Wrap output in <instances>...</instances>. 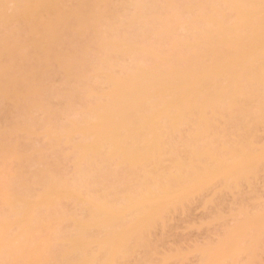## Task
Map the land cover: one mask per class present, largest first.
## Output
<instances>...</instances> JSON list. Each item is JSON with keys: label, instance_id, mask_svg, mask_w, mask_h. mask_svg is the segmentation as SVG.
<instances>
[{"label": "bare ground", "instance_id": "bare-ground-1", "mask_svg": "<svg viewBox=\"0 0 264 264\" xmlns=\"http://www.w3.org/2000/svg\"><path fill=\"white\" fill-rule=\"evenodd\" d=\"M260 177L264 0H0V264H175L232 199L197 263L251 264Z\"/></svg>", "mask_w": 264, "mask_h": 264}, {"label": "rangeland", "instance_id": "rangeland-1", "mask_svg": "<svg viewBox=\"0 0 264 264\" xmlns=\"http://www.w3.org/2000/svg\"><path fill=\"white\" fill-rule=\"evenodd\" d=\"M260 180H262L261 177H260ZM263 181L264 180H262L261 182H263ZM258 186H259V184H258ZM259 189L261 190V192H263V193L257 192L260 195H262V196H260L258 194L259 195L258 197H260L259 202H261V203L263 202V205H264V191H263L264 185H263V188L261 185V187ZM257 191H259L258 188H257ZM232 197H233V195L231 196V194H229V193L226 194V198H229V201H228V199H226L228 203L230 202V198H232ZM195 199H197V198H195ZM232 200H231L230 204L233 202ZM196 203H195V200H192V203L191 202L190 203L185 202L184 203L185 207H186V210H184L185 212L177 214L178 217H176V214H174L173 217L167 222L168 226L162 228L160 225H159L160 227L157 225V227H159L160 231L156 227L155 230L152 231V234L148 235V238H150L151 240H153V241L157 240L156 242L159 243V247H160L159 252L160 253H163V252L165 253V252H168L170 250H172L173 253H175V252L182 253V258L174 260L175 264H177V263L178 264H195V262L197 263V259L199 257H198V253L196 252V250L198 248H202L206 244H211V241L213 244V241L215 242L217 239H219L218 238L219 236L216 234L218 233L221 236L223 231L222 232H220V231L223 230L224 226L226 225V224H222V223H226L225 222L226 219L231 218L229 216L230 214L227 213L230 210L229 209L230 204H227L228 205L227 209L223 208L225 211L228 210L226 212L228 215H226V213L223 210L222 212H224L225 215H224L222 220H218V219H214V217L212 216L214 211H215L214 209H213L214 211L211 215L212 218H211L210 214L207 213V212H210V210L212 212L213 207H211V205H212L211 203H209V205H208L211 208L205 207L207 209L209 208L208 209L209 211L207 209H205L203 205L201 206L200 203H198V204L200 205L201 208H198L199 206ZM232 205L234 206V208H236V206L234 204H232ZM196 206H198V207L196 208ZM203 209H204V211H203ZM232 209H233V207H232ZM205 210H207V211L205 212ZM208 219H212V220L208 221ZM223 220H225V221H223ZM220 221H223V222H220ZM215 222L218 225H219V223H221L222 225L217 226V224ZM229 222H230V219L227 222V224ZM212 225H213V227H210ZM228 225H226V226H228ZM171 226H172V228H171ZM216 227H217V230L214 231L216 229ZM167 228H168V230H167ZM209 228H211V229L209 230ZM153 232H154V234H153ZM158 232H159V234H158ZM165 234H166V237H165ZM259 246H260L259 251H258V247H257L256 251H258V252L255 251L254 259H253V262L251 264H255V263L256 264H264V241H262V243L259 244ZM179 250H181V251H179ZM257 253H258V255H257ZM196 256L198 258H196ZM243 256H241L242 258L240 257L242 259V260L241 259L240 260L244 262V259L246 261V256H244V257ZM177 261H179V262H177ZM198 261H199V259H198ZM241 261L239 262V264L242 263ZM254 261H256V262L254 263ZM244 264H249V263L245 262Z\"/></svg>", "mask_w": 264, "mask_h": 264}]
</instances>
